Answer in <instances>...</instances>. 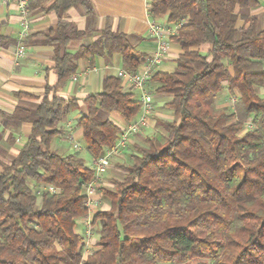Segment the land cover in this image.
<instances>
[{
  "label": "trees",
  "instance_id": "obj_1",
  "mask_svg": "<svg viewBox=\"0 0 264 264\" xmlns=\"http://www.w3.org/2000/svg\"><path fill=\"white\" fill-rule=\"evenodd\" d=\"M45 1L28 0V12L42 11ZM76 6L92 11L88 0H55L46 11ZM259 6L260 0H152L153 18L179 25L170 38L182 51L175 70L155 72L150 81L155 92L171 96L175 118L159 122L168 132L165 143L147 139L122 166L124 180L105 190L111 209L93 216L92 224L102 226L88 255L76 228L89 215L83 185L95 171L79 154L52 149L64 117L78 108V100L55 93L77 73L78 59L119 55L131 75L146 56L110 25L73 55L69 43L85 33L60 21L47 35L57 85L46 88L34 109L1 113L32 127L18 155L0 159V264H264V97L257 92L264 89V24L250 13ZM1 29L0 50L17 46ZM225 85L238 93L233 110L213 112ZM84 102L87 112L76 126L93 158L120 139L113 116L128 123L142 109L118 76L105 77L101 91Z\"/></svg>",
  "mask_w": 264,
  "mask_h": 264
},
{
  "label": "crops",
  "instance_id": "obj_2",
  "mask_svg": "<svg viewBox=\"0 0 264 264\" xmlns=\"http://www.w3.org/2000/svg\"><path fill=\"white\" fill-rule=\"evenodd\" d=\"M54 1H45L42 11L27 12L25 14L19 5V0H9L8 4H3L0 0L1 32L17 41V46L0 50V132H3L0 146L2 151H8L12 154L13 159L18 155L23 145L26 144L32 124L6 121L1 113L12 114L17 106L34 109L41 103L46 88L50 87L51 89V87L57 85L58 76L55 70L54 48L48 43L49 37L47 35L53 32L60 21L70 23L77 30L85 33L82 38H73L69 43L68 52L73 55L93 44L100 38L101 31L107 25H110L114 31L128 34L130 43L139 53L146 56L144 60H147L157 47L153 36L149 33L150 22L154 20L161 23L167 22L166 16L155 19L150 15L148 8L152 0H88L91 12H87L82 6H76L62 14L55 11H46ZM258 8L264 10V0H260ZM258 8L252 9L250 13L257 15L256 10ZM24 20L29 23V31L22 39ZM168 26L173 30L177 28L176 24L170 22ZM22 45L25 47V55L18 56L17 49ZM207 49L208 47H205V50ZM181 52L178 46L171 43L167 59L159 65L157 72L161 71L162 67H170L175 64ZM144 63L145 61L141 63V66H144ZM78 66L77 73L64 86L59 87L55 93L58 97L66 100H78V108L65 116L59 125L63 131V134L59 135L60 139L52 143L53 150L66 156L71 154L67 150L68 145L69 147L72 146V141L69 139L71 135L74 136L76 141H82V129L76 126V119L87 112L84 100L101 91L105 77L118 76V73L124 70L119 55H115L110 59L97 57L93 61L78 59ZM173 71L169 69L167 72ZM123 84L126 91L135 93L125 79H123ZM21 93L23 95L19 96L18 94ZM149 94L154 98V114L149 118L150 124L142 133L140 132L141 134L131 136L127 143L128 147H132L135 141H143V139L146 140V146L147 139H155L156 135L154 134L156 131L154 132V127L160 120L158 117L163 111L169 109L167 104L170 102L171 96L157 92L156 94ZM135 95L140 98L139 93L136 92ZM163 104H166L165 110H162ZM169 111L174 113L172 109ZM140 115L141 112L128 123L117 115H114L113 118L124 129L129 123L136 122ZM162 130L164 129L162 128ZM10 139L14 140L13 144ZM139 148L141 147L139 146ZM124 149L126 148L124 147L115 155L110 167L97 183V192L92 196L89 206L88 217L90 219H93V216L99 211L106 212L111 209V200L105 195V190H113L115 182H122L125 178L126 174L122 166L129 165V163L125 162ZM3 155V152H0L1 161L9 163L12 160H7ZM132 155L134 154L130 156ZM78 222L86 229L84 225L85 217L79 219ZM101 226L102 222L100 228Z\"/></svg>",
  "mask_w": 264,
  "mask_h": 264
},
{
  "label": "built area",
  "instance_id": "obj_3",
  "mask_svg": "<svg viewBox=\"0 0 264 264\" xmlns=\"http://www.w3.org/2000/svg\"><path fill=\"white\" fill-rule=\"evenodd\" d=\"M3 4H8L9 0H1ZM19 5L23 9L24 13L27 14V5L28 0H19ZM168 22L161 23L156 20L151 21L149 24V33L153 36L156 42V50L151 54L147 60H144V66L135 73L129 74L127 71L123 70L118 73V77L125 79L128 83L130 88L140 94V100L142 101V109L141 115L136 122L129 123L127 127L122 129L120 134V139L113 149H108L105 153L100 156L99 158H94L93 160V169L95 171L94 180L91 182L84 184L83 187L87 194V206L89 208L90 201L93 195L97 192L98 189V181L102 178L104 172L110 167L112 160L114 159L115 155L124 147L127 146L129 139L131 136L139 133L141 129L145 128L148 125L149 118L154 114V98L151 94H149L145 90V86L149 83L154 75L157 72V68L161 65L166 59L170 52L171 48V36L174 35L177 31L179 25H177L176 30L171 29L168 26ZM24 33L22 35V39L26 36L27 32L29 31V23L27 20L23 22ZM22 41V40H21ZM25 47L20 46L17 49L18 56L25 55ZM234 103V102H233ZM72 141V145L75 149H80L78 142L75 140L74 136L71 135L69 138ZM52 193L59 192L58 189L52 186L47 188ZM89 216V215H88ZM88 216L85 217V243H86V254H90L91 248L90 245L92 244V239L94 236V226L92 224V219Z\"/></svg>",
  "mask_w": 264,
  "mask_h": 264
},
{
  "label": "rangeland",
  "instance_id": "obj_4",
  "mask_svg": "<svg viewBox=\"0 0 264 264\" xmlns=\"http://www.w3.org/2000/svg\"><path fill=\"white\" fill-rule=\"evenodd\" d=\"M256 11H257V15L259 16L260 20L264 24V10H261L260 8H258ZM175 66H176V63L172 64L170 67H162V69H160V70L167 72L170 69L171 71H173ZM145 90L147 92H149V93L156 94V92H155L156 91V84H154V83L148 84L147 83L146 86H145ZM257 92L260 94V96L264 97V89H258ZM237 94L228 91V89H227V87L225 85V89L223 90V92H221L216 98H214V100L212 101V103L210 105L212 110H213V112H220V111H225V110L226 111L233 110V102H234ZM167 96H169V95H167ZM158 97H160V96H158ZM171 99L169 101H171ZM163 105H164V107H163L162 110H165L166 109V107H165L166 104H163ZM169 110H171V109L169 108L168 110L163 111V113L159 115L160 116V117H158V119H160L159 122L161 120H163V121H171V120H173L175 118L174 117V113L170 112ZM159 122L154 127V132L156 131L154 135H156L155 138L159 141L160 144H164L165 143V138L168 136V132L163 127H161ZM149 124H150V122H148V125ZM147 126L145 128H147ZM145 128L141 129L140 132L142 133ZM162 128L164 130H162ZM139 133H137V134H139ZM59 139H60V136H57L54 139L53 142H56ZM77 141L79 143L80 149L77 150V149H75L73 147V145L71 147H69V145H68V147H67L68 153L79 154L80 157H83L85 159L86 164L89 167L93 168V160H94V158L90 156V154L88 153V151H87L86 147L84 146L83 142L79 141V140H77ZM145 144H146V140L143 139V141H141V140L140 141H135V143L133 144L134 147L133 146L132 147H128L129 145H127L125 147L126 149L123 150L125 152V156H124V158L126 159L125 162L131 164L132 161H131V156L130 155L131 154H137L139 152L138 147L139 146L140 147L145 146ZM7 148H9V147H7ZM1 152H3V154H4L3 157H5L7 160H11V159L13 160L14 156H12V154H10L8 151H4L3 150ZM1 170L2 169L0 168V171ZM29 184L33 188L34 192L37 195H39L40 188L35 186L32 182H29ZM100 223L101 222H98L96 225H93L94 226V231H93L94 232V236H93V239H92V242H91L92 244L90 245L91 251H93L96 248L97 243H98V239H99L98 237L100 236ZM84 228L81 225H79V226H77L76 230H77V232L79 234H81V235L83 234L84 235L85 231H86V229H84ZM84 236H86V235H84Z\"/></svg>",
  "mask_w": 264,
  "mask_h": 264
}]
</instances>
